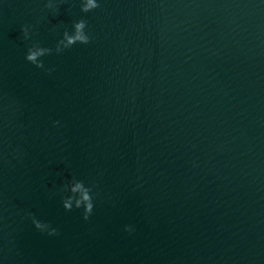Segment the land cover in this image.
<instances>
[{
  "label": "water",
  "instance_id": "1",
  "mask_svg": "<svg viewBox=\"0 0 264 264\" xmlns=\"http://www.w3.org/2000/svg\"><path fill=\"white\" fill-rule=\"evenodd\" d=\"M100 2L0 4V262L264 264V4ZM79 19L91 44L25 61L22 27L54 48ZM73 175L98 185L88 221Z\"/></svg>",
  "mask_w": 264,
  "mask_h": 264
},
{
  "label": "clouds",
  "instance_id": "2",
  "mask_svg": "<svg viewBox=\"0 0 264 264\" xmlns=\"http://www.w3.org/2000/svg\"><path fill=\"white\" fill-rule=\"evenodd\" d=\"M3 3L4 0H0V4ZM40 3L43 4L44 10L56 16L59 15L60 8L68 4L69 0H40ZM260 3L264 4V0H260ZM100 7V0H79L80 12L83 15L93 13ZM21 34L25 41L31 42L26 50L24 57L25 61L33 65L36 69L42 70L49 75H51L54 69L46 67L45 57L53 54L57 56L62 55L64 52L77 45L87 46L92 43L93 39L89 26L84 19H79L72 23L70 29H64L60 38L57 39L54 48L42 46L41 43L35 41L33 37L36 33L31 25L22 27ZM9 108L14 112V103L10 104ZM53 126L59 127L60 121L54 122ZM16 158H18V156ZM60 196L61 204L65 212H71L74 209L82 211L83 220L88 221L94 213L100 193L98 191V185L94 181H85L73 175L63 183L60 189ZM27 219L31 221L32 226L39 233L45 234L48 237L59 235L58 229L53 227L51 223L38 219L31 212L27 213ZM134 230L132 225H126L124 228V231L130 234L134 232ZM0 264H2V262H0Z\"/></svg>",
  "mask_w": 264,
  "mask_h": 264
}]
</instances>
